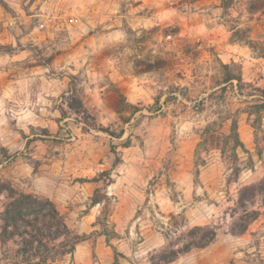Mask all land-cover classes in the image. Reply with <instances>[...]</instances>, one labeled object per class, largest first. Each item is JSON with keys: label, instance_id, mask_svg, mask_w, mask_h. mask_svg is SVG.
I'll use <instances>...</instances> for the list:
<instances>
[{"label": "rangeland", "instance_id": "obj_1", "mask_svg": "<svg viewBox=\"0 0 264 264\" xmlns=\"http://www.w3.org/2000/svg\"><path fill=\"white\" fill-rule=\"evenodd\" d=\"M246 38L264 44V0H0V212L56 211L25 215L41 232L0 218V264H264ZM198 227L214 238L182 251Z\"/></svg>", "mask_w": 264, "mask_h": 264}, {"label": "trees", "instance_id": "obj_2", "mask_svg": "<svg viewBox=\"0 0 264 264\" xmlns=\"http://www.w3.org/2000/svg\"><path fill=\"white\" fill-rule=\"evenodd\" d=\"M244 41L252 51H254V52L257 51V54L259 56L264 55V44L263 43L260 44L258 42L252 41L249 38H246ZM222 66L225 69H227L225 77L223 79V83H226V82L232 83V81L235 80L236 83L239 84L242 81V77H241L239 69L236 72H233V71L228 70L229 69L228 64H223ZM257 108L259 111L264 110V91H263V94L261 95L260 103L258 104ZM230 131L232 134L231 138H232L233 142L236 145L242 146L239 139H238V134H237V129H236V120L235 119L231 120ZM112 152L115 154V159H116L115 162H117V160H118L117 151L115 149H113V147H112ZM250 189H253L258 194L259 193L262 194V204L264 205V179L261 180L259 183L251 186ZM10 196H11L12 200L9 202L8 206L2 212H0V218L3 221V224L5 227L11 226L14 229H16L17 221L19 220V221L23 222L25 225L32 226V227L36 228L39 232H41L42 230L40 229V227H37V224L31 223L30 221H27L25 219V215L42 211L43 208L46 206V204L47 205L49 204V206L51 207V209L47 211L48 215L53 216V215H55L54 212L56 213L54 206L48 200H42V199H39L37 197H33L30 194H24V193L15 194L14 197L12 195H10ZM243 196H242L241 202H243L242 200H248L249 196L247 197L245 192H244ZM96 202H98V201L94 200V203H96ZM52 218H54V217H52ZM203 229H204L203 227H198L199 231H203ZM204 231H203L204 233L200 232L198 235H195V236H197L196 239L194 241H189L187 243V245H185L183 247L182 251L188 250V248H190L191 246H195V247L204 246L214 238L215 232L213 230H210V229L206 230L205 229ZM86 237H87L86 234H82V235H79L76 233L73 234L72 235L73 240L71 242L70 248L66 252H71L74 249V245L77 242L84 240ZM179 252H181V251L180 250L171 251L168 254V256L162 257V262H166L168 260H171Z\"/></svg>", "mask_w": 264, "mask_h": 264}]
</instances>
